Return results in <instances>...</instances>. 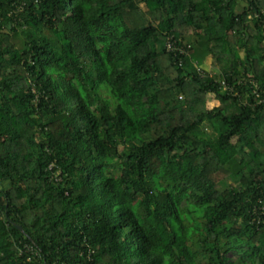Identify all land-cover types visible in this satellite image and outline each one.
I'll list each match as a JSON object with an SVG mask.
<instances>
[{
  "label": "trees",
  "instance_id": "16d2710c",
  "mask_svg": "<svg viewBox=\"0 0 264 264\" xmlns=\"http://www.w3.org/2000/svg\"><path fill=\"white\" fill-rule=\"evenodd\" d=\"M253 85L264 0H0V264H264Z\"/></svg>",
  "mask_w": 264,
  "mask_h": 264
},
{
  "label": "built area",
  "instance_id": "2783aa9c",
  "mask_svg": "<svg viewBox=\"0 0 264 264\" xmlns=\"http://www.w3.org/2000/svg\"><path fill=\"white\" fill-rule=\"evenodd\" d=\"M173 35L170 34V35H167L165 37V48L167 51H170V52H173V53H179V54H183L185 53V50L184 48H182L181 46H178L176 45L175 43V40L173 39L172 37ZM181 59H179V62L178 64L181 63ZM197 71L200 73L201 70L198 68ZM223 82V81H222ZM257 86L256 85H253V88H252V92L259 98V102H264V95L263 96H260V94H258V91H257Z\"/></svg>",
  "mask_w": 264,
  "mask_h": 264
},
{
  "label": "rangeland",
  "instance_id": "374dc122",
  "mask_svg": "<svg viewBox=\"0 0 264 264\" xmlns=\"http://www.w3.org/2000/svg\"><path fill=\"white\" fill-rule=\"evenodd\" d=\"M206 67H207V69L209 70V72H210V69H211V59L210 58H208L207 60H206ZM206 107L207 108H211V107H213V106H216V105H218V101H217V99L214 97V95L213 94H207L206 95Z\"/></svg>",
  "mask_w": 264,
  "mask_h": 264
},
{
  "label": "water",
  "instance_id": "95a60500",
  "mask_svg": "<svg viewBox=\"0 0 264 264\" xmlns=\"http://www.w3.org/2000/svg\"><path fill=\"white\" fill-rule=\"evenodd\" d=\"M19 228H21L20 226H18Z\"/></svg>",
  "mask_w": 264,
  "mask_h": 264
},
{
  "label": "crops",
  "instance_id": "0c3cea01",
  "mask_svg": "<svg viewBox=\"0 0 264 264\" xmlns=\"http://www.w3.org/2000/svg\"><path fill=\"white\" fill-rule=\"evenodd\" d=\"M242 3V2H241Z\"/></svg>",
  "mask_w": 264,
  "mask_h": 264
}]
</instances>
